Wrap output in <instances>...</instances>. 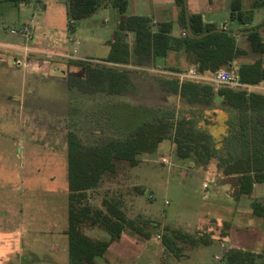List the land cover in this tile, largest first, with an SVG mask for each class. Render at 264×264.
<instances>
[{"label":"rangeland","instance_id":"374dc122","mask_svg":"<svg viewBox=\"0 0 264 264\" xmlns=\"http://www.w3.org/2000/svg\"><path fill=\"white\" fill-rule=\"evenodd\" d=\"M193 1L196 5H192ZM254 1L248 0L247 4L252 5ZM220 2L221 0H215L212 4L208 0H187V6L189 10H194L195 6L209 10L212 7L222 8ZM68 3L69 0H0V40H15L16 37L10 35L8 30L34 19L37 38L49 43L58 40L60 47L61 42H65L69 35ZM43 4L45 7L42 8ZM119 15L112 7L101 9L93 17L78 22L76 34L82 40H89L98 46L105 37L111 36ZM106 16L111 17V22L104 21ZM246 43L250 49V59L264 57L252 52L249 40ZM133 58L129 65L118 66L131 72L134 84L130 91L120 95H108L101 91L92 93L85 88L70 86L68 65L64 66L61 61L53 63L56 69L54 75L58 80H51L50 87L48 84L44 86L46 93L43 96L35 94L32 100L36 104L29 111L23 109L17 112L16 94L0 88V264H69L68 237L63 231L68 227L67 151L70 131L79 134L85 145H100L109 136L125 130L120 129L119 125L129 124L133 127L140 120V111L136 110L135 105L123 104L126 101L144 105L148 109L159 107L167 113L177 112L184 107L183 100L164 91L159 78L152 73L151 75L147 66L136 65L134 55ZM167 63L169 69L176 67L175 64L183 66L178 67L180 71L187 68L185 63L171 64L169 60ZM88 65L100 67L97 63L90 62ZM62 67L67 78L62 77L59 71ZM59 77L67 80L61 81ZM99 109L104 114L103 120L100 119L101 114H98ZM107 119L111 123L106 130L104 121ZM127 131L126 129L124 136L129 133ZM162 154L171 155L173 164L160 160ZM140 159L133 168L125 166L127 176L124 174L123 183L116 194L122 195L131 217L141 216L155 221L156 232L147 239L128 230L126 241L114 242L105 256L98 259L99 262H217L218 259L214 256L220 253L222 243L226 241L228 235L223 234H229L230 230L224 226V220L220 222L218 219L234 222L237 216L235 211L240 202L235 200L232 189L221 181L220 191L217 192L214 178H223L222 171L217 165L195 166L188 160L176 159L169 138L155 154H143ZM120 166L123 165L119 163L117 167ZM205 180L211 183L206 191L202 188ZM115 185L112 184V191H116ZM254 193L252 197L245 196L241 199L243 211L251 208L253 198H264V184H258ZM94 200L97 204L101 201L99 197ZM205 212L208 217L212 214L215 217L202 220V217H206L202 214ZM240 218L239 215L237 220ZM254 219L257 220L255 216ZM170 224L191 232L199 229L211 231L216 236V251L197 248L187 259H176L156 236L158 233L162 234L165 226ZM254 224L258 227L259 221ZM95 233L101 237L108 236L99 229ZM262 241L260 238L255 243V249L260 248ZM227 245L230 244L225 243V248ZM30 250L37 255L34 261L27 258ZM262 251L263 249L259 252Z\"/></svg>","mask_w":264,"mask_h":264},{"label":"trees","instance_id":"16d2710c","mask_svg":"<svg viewBox=\"0 0 264 264\" xmlns=\"http://www.w3.org/2000/svg\"><path fill=\"white\" fill-rule=\"evenodd\" d=\"M175 2L180 9L179 23L187 31L184 37L172 34L171 21L154 26L147 16L128 15V0H69L68 30L74 33L78 22L109 6L119 12L120 18L113 32L114 41L109 42L110 56L104 60L130 64L134 53L136 65H146L155 63L157 55L168 57L170 52L183 51L202 72L233 70L234 60L247 53L236 44L235 34L204 23L200 13L189 12L187 0ZM261 7L264 0H255L249 9L243 0L230 1L232 18L243 25L252 24ZM127 32L136 37L133 52ZM245 35L252 52L263 56L264 21L247 28ZM68 68L70 86L92 93L120 95L134 87L131 72L117 66L93 67L78 61L68 63ZM238 72L243 84L264 87L262 57L240 63ZM159 84L164 91L180 96L184 107L177 112H140V120L128 134L124 136L126 129L116 132L100 145H85L79 134L68 133V227L63 233L68 237L69 264H101L98 259L128 230L147 239L153 236L157 223L141 216L131 217L122 195L116 192L126 175L125 166L133 168L141 160L140 155L155 154L167 138L175 145L176 159L201 165L215 162L235 200L252 197L254 185L264 183V94L231 88L216 93L209 85L168 79H159ZM216 95L222 98L219 104ZM119 163L123 166L117 167ZM112 184H116V191H112ZM96 197L101 199L98 204L94 202ZM251 208L264 234V198H253ZM225 226L228 229L230 225ZM98 229L108 238L97 235ZM162 237V244L178 260L187 259L197 248L216 251V238L207 229L191 232L170 224L162 230ZM27 258L34 261L37 257ZM212 264H264V249L258 253L231 249Z\"/></svg>","mask_w":264,"mask_h":264},{"label":"crops","instance_id":"0c3cea01","mask_svg":"<svg viewBox=\"0 0 264 264\" xmlns=\"http://www.w3.org/2000/svg\"><path fill=\"white\" fill-rule=\"evenodd\" d=\"M208 1L212 4L215 3V0H208ZM230 1L231 0H221L220 3L222 4V8L212 7L209 10H202L201 8L195 6V9L189 10V12L190 13H200L202 15L204 23L215 25L219 30H227L232 34H235L236 44L239 47H241L242 49H244L245 51H247V53L245 55H241L239 58H236L234 60V65L236 67H238L240 65V63L252 61V59H250L248 57L250 55L249 54L250 49L246 43V40H248V38L245 35V33H246L247 28L258 25L264 21V7L258 8L256 10L255 20L252 24H244L243 25V24L238 23L236 20H234L232 18L231 10H230ZM247 1L248 0H243V4L246 8L249 9L251 7V5L250 4L248 5ZM188 2H189V0H188ZM192 5H196L194 1L192 2ZM43 7H45V4H43L42 8ZM106 8H109V6L103 8V9L105 10ZM127 14L128 15L147 16V17L152 19V24L154 26L159 22L171 21L173 23L172 34L175 37H184L182 35V33L186 29L179 23L180 9L177 6L175 0H128V12H127ZM119 18H120V15L118 16L117 21L114 23L113 32L117 27ZM105 19H104V21H108V23L111 22V17L106 16ZM76 26H77V24H76ZM76 29L77 28H75L74 34L77 36V34H76L77 30ZM81 30H83V27ZM113 32H112L111 36H107L103 39V41H100L98 43V46L99 45H102V46L111 45L109 42L114 41L112 39ZM33 34H34L33 46L38 48V49L44 48V49H48L50 51H54V52L59 53V54L66 53L68 51L69 43H68L67 39L63 43L60 41L61 44H60V47H58V44H59L58 40H55V42H50V43L47 41H42L44 39L37 38L36 33H35V29H34ZM82 41H83V46H82L83 55L87 56V57H96V51L98 48L97 43L95 44V43H93L89 40H86V39H83ZM19 42L20 41L17 40L16 38H15V40H7L6 38H3L0 40V48H1L0 55L2 54L0 56V88H4L6 90L12 91L13 93H15L17 95V96L15 95V97H16L15 98V100H16L15 108H16L17 112L19 110H23V109H26L27 111L31 110L32 107L34 106V103L36 104V102H33L34 100H32L33 98H35V94H39V95L43 96L44 93H46L44 91V89H45L44 86L48 84L50 87L51 80L52 81L58 80L57 76L54 75L55 70H56L54 68V66H52V69H53L51 72L52 75L50 73L49 77H43L41 75L33 74V73H30L29 71H27L25 69L16 67L13 64V56H14V53H16L15 48L17 47ZM67 43H68V45H67ZM4 50H5V52H4ZM133 55L135 56L134 53H131V56H132L131 61L134 60ZM262 59L264 62V57ZM168 60L171 61V64L172 63H183V64L185 63L184 66H187V68L190 66L191 63H194V62H190L187 59V57L183 51L170 52L168 57H166V67L167 68L169 67L168 63H167ZM62 64H64V66L68 65L65 63H62ZM123 65H129V64H123ZM138 66H142V67L147 66V68L159 67L156 64V60H155V63L146 64V65H138ZM175 66L177 68L171 67V69L180 71L181 69H179L178 67H180V68L183 67L181 65L178 66L176 64H175ZM59 71L62 73V77L67 78L65 75L66 72H65L64 67H62V69H60ZM59 79H61V81L67 80V79H62L60 77H59ZM35 81H37V83ZM33 83H36V85ZM259 88H262L263 90L262 91L255 90V91L258 93L264 94V87L261 86ZM64 91H66V88H64ZM178 98H180V96H178ZM64 100H65V98H64ZM35 101H38V100L35 99ZM125 103L130 105V106L131 105L138 106L137 104H133V103L128 102V101H126ZM140 107L143 108L144 105H141ZM145 109H148V108H145ZM150 110L163 111V110H160L159 107H158V109H151L150 108ZM21 113L19 115L20 117H21ZM169 141L172 143V145L174 147V153H175V145L171 139H169ZM163 142H165V140ZM175 156H176V154H175ZM189 162H192V161H189ZM192 163L195 164V166H199L195 162H192ZM208 166L209 167H216V163L212 162V163L208 164ZM258 184H264V183H256L254 185V191L256 190ZM254 195H255V193H254ZM241 199H240V202L238 203L237 209L235 211L237 216H236L234 222L231 223L232 220H229V219L227 220V219H223V218H219L218 220L220 222H221V220H224V226L226 225V223H228L230 225L229 226V228H230L229 234L225 238L226 243H229L230 245H232L233 247L238 248V249L251 250L253 252L258 253L259 251H261V249H264V234H263L262 229L260 228V224L258 227L254 224V222L257 223V220L254 219V216L252 214V208L246 209V211H243V209L241 208L242 207ZM237 201H239V200H237ZM202 214L206 215V217H202V220H204V218L205 219L209 218V220H211L215 217L213 214L208 217L206 212L202 213ZM239 215L241 216V218L237 220ZM247 216L248 217L250 216V218H248ZM225 220L227 222H225ZM238 221H240V224ZM242 222L244 224H242ZM126 236H127V232L124 233L121 241H123V242H124V240L126 241ZM214 237H216V236L214 235ZM103 238H108V236L107 237L104 236ZM260 238H262V240H263L262 245L260 246L259 249H255V247H256L255 243L258 240H260ZM204 250H209L210 252L214 251L213 249H205V248H204ZM124 253H126V252H124ZM126 254L128 255V253H126ZM29 257H37V255L35 254V252H32L30 250ZM178 262H180L179 264H189V263H185L183 261H178ZM208 264H212V263H208Z\"/></svg>","mask_w":264,"mask_h":264},{"label":"built area","instance_id":"2783aa9c","mask_svg":"<svg viewBox=\"0 0 264 264\" xmlns=\"http://www.w3.org/2000/svg\"><path fill=\"white\" fill-rule=\"evenodd\" d=\"M35 21L32 19L30 22L19 23L15 26H12L8 31L9 34L19 38V44L15 48L16 53L13 56V64L18 67L29 71L30 73L41 75L43 77H49L52 71L53 63L62 62L68 64L70 62H78V61H86L87 63H97L101 67H114L120 66V64H115L113 62H109L107 60L98 58V57H87L83 55L82 46L83 41L81 38L77 37L74 33H70L67 37L69 48L66 53L59 54L54 51H50L48 49H38L33 46L34 42V29H35ZM187 31L184 30L182 35L186 36ZM132 36L130 40L129 37ZM127 42L129 43L131 51H133L134 46L136 44L135 34L132 32L126 33ZM8 57V56H7ZM147 70L157 76L159 79H168L175 80L178 83L183 82H192L203 85H209L213 87L216 93L219 92L222 88H231L234 90H246L248 92H256L262 91V88L259 86L246 85L243 84L240 80V74L238 72V67H235L233 70L222 69L217 73H206L202 72L199 68L198 63H191L190 66L183 70L177 71L169 68H161V67H151L147 68ZM51 137V135H48ZM160 149V148H159ZM149 155V154H145ZM163 162L172 165V156L162 154L159 157ZM215 186L217 192L220 191L221 186L219 182L224 183V179L219 176H215ZM211 186V183L208 181H203L202 188L204 191L208 190ZM215 190V191H216ZM157 238L162 241L163 237L161 233H158ZM225 243H222V247L220 249V253L215 254L216 261H220L223 255L231 250L238 249L233 247L232 245H227L225 248ZM228 244V243H226ZM165 248V246H164ZM166 249V248H165Z\"/></svg>","mask_w":264,"mask_h":264},{"label":"water","instance_id":"95a60500","mask_svg":"<svg viewBox=\"0 0 264 264\" xmlns=\"http://www.w3.org/2000/svg\"><path fill=\"white\" fill-rule=\"evenodd\" d=\"M111 49H112L111 45H107V46L99 45L96 51V57L101 59L109 58ZM156 64L161 68H166V57L164 55H157ZM221 99L222 98L220 95H216L215 102L219 104L221 102Z\"/></svg>","mask_w":264,"mask_h":264},{"label":"flooded vegetation","instance_id":"af4514ba","mask_svg":"<svg viewBox=\"0 0 264 264\" xmlns=\"http://www.w3.org/2000/svg\"><path fill=\"white\" fill-rule=\"evenodd\" d=\"M88 64H90V63H88ZM123 104H126L125 102L123 103ZM138 105V104H137ZM104 106V105H103ZM108 106V105H107ZM139 106V107H138ZM138 106H136V110L137 111H140L141 113H146L147 112V114H149L150 112H151V110L150 109H145L144 107L142 108V107H140L141 105H138ZM98 114H101V116H100V119L101 120H103V116H104V114L101 112V110L99 109L98 110ZM109 119H107L106 121H104V124H105V126H108L109 125V123H111V121L109 122L108 121ZM111 120V119H110ZM111 127H112V125H111ZM115 127V126H114ZM124 129H127V130H129V128H130V126H129V124H126V125H123L122 126Z\"/></svg>","mask_w":264,"mask_h":264}]
</instances>
